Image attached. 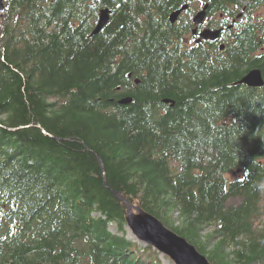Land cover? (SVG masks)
<instances>
[{
    "label": "trees",
    "instance_id": "trees-1",
    "mask_svg": "<svg viewBox=\"0 0 264 264\" xmlns=\"http://www.w3.org/2000/svg\"><path fill=\"white\" fill-rule=\"evenodd\" d=\"M205 1L4 2L0 264H173L119 196L211 264H264V86L240 83L264 79V0H211L223 26L243 11L223 49L191 45Z\"/></svg>",
    "mask_w": 264,
    "mask_h": 264
},
{
    "label": "water",
    "instance_id": "water-1",
    "mask_svg": "<svg viewBox=\"0 0 264 264\" xmlns=\"http://www.w3.org/2000/svg\"><path fill=\"white\" fill-rule=\"evenodd\" d=\"M4 1L0 0V11L4 8ZM208 7V4L205 5L202 11L195 16V25H199L204 21ZM186 9L187 7L184 6L180 10L173 12L169 16L170 24H175L178 17ZM108 22L109 11H101L92 35L101 32ZM220 33L218 30H204L200 34L199 40L216 41L219 39ZM220 49H223V45H221ZM240 83L253 89L262 88L264 86L262 72L259 69H251L244 75ZM163 103L168 104L169 101H163ZM101 169L103 171V166ZM113 193L118 196L115 192ZM119 198L124 204L123 217L125 225L138 241L152 247L162 256H166L173 264H211L192 244L169 230L159 219L144 211L140 206H135L120 196Z\"/></svg>",
    "mask_w": 264,
    "mask_h": 264
},
{
    "label": "flooded vegetation",
    "instance_id": "flooded-vegetation-1",
    "mask_svg": "<svg viewBox=\"0 0 264 264\" xmlns=\"http://www.w3.org/2000/svg\"><path fill=\"white\" fill-rule=\"evenodd\" d=\"M211 0H208L206 1L205 3H210ZM192 8H194L192 6ZM202 9V7L200 9L196 11H194L191 15V25H192V28L190 30V36H191V42L192 44L191 45H197V44H204L205 47H209V43L211 44H216V43H219V44H224L223 42H218L220 41V38L219 40H217L216 42H210V41H206V42H199L197 43L196 41L198 40L199 38V35L201 33V31H203L204 29H209V30H220L221 31V34L220 36H222V34L227 30V31H230L232 30V24H234L236 21L240 20L242 18V15H243V11L239 12V15H241V17L238 15V17L236 16L235 19H231V24L230 25H226V26H223L225 25L224 22H223V16L221 13H218V17H211L210 14L208 13V15H206L205 17V20L204 22L202 23V25H200L199 27H195V25L193 24V20H194V16L196 15V13H198L200 10ZM186 12V11H185ZM184 13V12H183ZM182 13V14H183ZM263 13V10H256L255 11V14L256 15H259ZM194 29H197V34L196 35H193V30ZM190 42V40L188 41Z\"/></svg>",
    "mask_w": 264,
    "mask_h": 264
},
{
    "label": "rangeland",
    "instance_id": "rangeland-1",
    "mask_svg": "<svg viewBox=\"0 0 264 264\" xmlns=\"http://www.w3.org/2000/svg\"><path fill=\"white\" fill-rule=\"evenodd\" d=\"M198 9H199V8L196 7V8H195V11L197 12ZM0 13H1V12H0ZM1 30H2V17H1V14H0V32H1ZM188 41H189V39H186L185 42H188ZM173 220H174L175 224H178V223H177V216H176V215H173ZM124 230H125V232H126V237H127L129 240L134 241V242H138L139 244H143V245H145L144 243H141L140 241H138V240L133 236V234L129 231V229H128L126 226L124 227ZM109 231L112 232L113 234H117V233H118V232H117V227H116V225H114V224H113V225H110V227H109ZM209 234H211V233H210V229H206V230H204V231L201 233V236H204L205 238H204V240H201V242L206 241V239H207V235H209ZM212 243H213V242H210L209 245L205 246L206 249H209V247L211 246ZM167 263H168V262L164 260V264H167Z\"/></svg>",
    "mask_w": 264,
    "mask_h": 264
},
{
    "label": "bare ground",
    "instance_id": "bare-ground-1",
    "mask_svg": "<svg viewBox=\"0 0 264 264\" xmlns=\"http://www.w3.org/2000/svg\"><path fill=\"white\" fill-rule=\"evenodd\" d=\"M185 6L187 7V9H186L185 11H187V10L189 9V6H188V5H185ZM183 7H184V6H183ZM180 9H181V8H180ZM180 9H179V10H180ZM185 11H183V12H185ZM183 12H182V13H183ZM182 13H181V14H182Z\"/></svg>",
    "mask_w": 264,
    "mask_h": 264
}]
</instances>
